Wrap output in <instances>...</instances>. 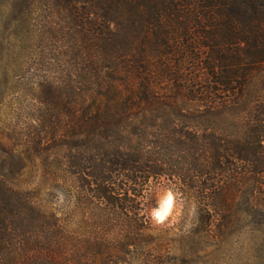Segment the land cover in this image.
I'll return each instance as SVG.
<instances>
[{
    "label": "trees",
    "instance_id": "16d2710c",
    "mask_svg": "<svg viewBox=\"0 0 264 264\" xmlns=\"http://www.w3.org/2000/svg\"><path fill=\"white\" fill-rule=\"evenodd\" d=\"M63 1L87 48L39 139L62 177L0 179V264H167L160 188L192 211L190 248L239 213L264 227V0Z\"/></svg>",
    "mask_w": 264,
    "mask_h": 264
},
{
    "label": "rangeland",
    "instance_id": "374dc122",
    "mask_svg": "<svg viewBox=\"0 0 264 264\" xmlns=\"http://www.w3.org/2000/svg\"><path fill=\"white\" fill-rule=\"evenodd\" d=\"M80 9L63 0H0V179L22 192L62 177L58 152L46 153L39 139L51 132L58 113L50 86L71 85L84 66ZM168 195L172 206L159 222L155 212ZM150 202L156 231L171 230L167 264H264V227L254 226L243 213L229 228L216 231V241L190 248L182 238L191 229L192 211L185 217L183 204L167 188L158 189ZM190 249L191 257L185 255Z\"/></svg>",
    "mask_w": 264,
    "mask_h": 264
},
{
    "label": "bare ground",
    "instance_id": "6f19581e",
    "mask_svg": "<svg viewBox=\"0 0 264 264\" xmlns=\"http://www.w3.org/2000/svg\"><path fill=\"white\" fill-rule=\"evenodd\" d=\"M162 205H166V210H164L162 208ZM171 206H172V196L171 195H168L162 202L161 204V207L159 209V211L157 212V215L158 216H162L163 218L161 219L160 218V221H162L163 219H165L166 215L169 213L170 209H171Z\"/></svg>",
    "mask_w": 264,
    "mask_h": 264
},
{
    "label": "water",
    "instance_id": "95a60500",
    "mask_svg": "<svg viewBox=\"0 0 264 264\" xmlns=\"http://www.w3.org/2000/svg\"><path fill=\"white\" fill-rule=\"evenodd\" d=\"M159 209H160V208H159ZM159 209L155 212V218H156L157 221L160 222V218H161V216H158V215H157V212L159 211Z\"/></svg>",
    "mask_w": 264,
    "mask_h": 264
},
{
    "label": "clouds",
    "instance_id": "9594fccd",
    "mask_svg": "<svg viewBox=\"0 0 264 264\" xmlns=\"http://www.w3.org/2000/svg\"><path fill=\"white\" fill-rule=\"evenodd\" d=\"M166 207H167L166 205H162V208H163L164 210H166Z\"/></svg>",
    "mask_w": 264,
    "mask_h": 264
},
{
    "label": "snow or ice",
    "instance_id": "6c2138e0",
    "mask_svg": "<svg viewBox=\"0 0 264 264\" xmlns=\"http://www.w3.org/2000/svg\"><path fill=\"white\" fill-rule=\"evenodd\" d=\"M163 217L161 216V219H162Z\"/></svg>",
    "mask_w": 264,
    "mask_h": 264
}]
</instances>
